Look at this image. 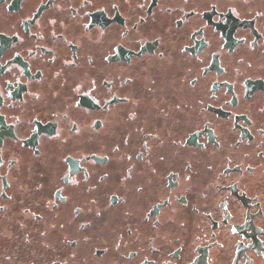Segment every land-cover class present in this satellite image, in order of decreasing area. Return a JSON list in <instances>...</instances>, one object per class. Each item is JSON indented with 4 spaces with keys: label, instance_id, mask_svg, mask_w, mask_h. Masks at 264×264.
Returning a JSON list of instances; mask_svg holds the SVG:
<instances>
[{
    "label": "flooded vegetation",
    "instance_id": "1",
    "mask_svg": "<svg viewBox=\"0 0 264 264\" xmlns=\"http://www.w3.org/2000/svg\"><path fill=\"white\" fill-rule=\"evenodd\" d=\"M0 264H264V0H0Z\"/></svg>",
    "mask_w": 264,
    "mask_h": 264
}]
</instances>
